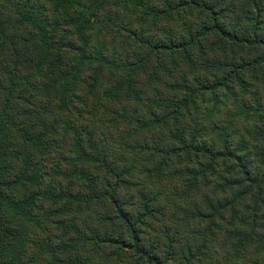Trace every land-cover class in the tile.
Here are the masks:
<instances>
[{"label": "trees", "instance_id": "16d2710c", "mask_svg": "<svg viewBox=\"0 0 264 264\" xmlns=\"http://www.w3.org/2000/svg\"><path fill=\"white\" fill-rule=\"evenodd\" d=\"M0 264H264V0H0Z\"/></svg>", "mask_w": 264, "mask_h": 264}]
</instances>
